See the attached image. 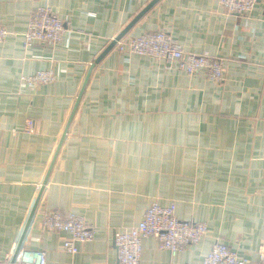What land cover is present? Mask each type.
Listing matches in <instances>:
<instances>
[{
    "label": "crops",
    "instance_id": "crops-1",
    "mask_svg": "<svg viewBox=\"0 0 264 264\" xmlns=\"http://www.w3.org/2000/svg\"><path fill=\"white\" fill-rule=\"evenodd\" d=\"M151 1L0 0L8 31L0 45V262L14 253L91 63ZM40 7L67 31L54 46L24 50L29 16ZM157 31L185 52L220 58L223 79L188 76L117 45L94 67L21 246L44 251L47 264H116L115 233L138 224L153 201L174 203L177 219L208 232L175 257L146 238L141 264H200L216 242L258 259L264 4L238 16L218 0H159L124 38ZM42 70L55 81L37 89L19 81ZM53 211L83 217L93 241L65 253L66 234L41 230Z\"/></svg>",
    "mask_w": 264,
    "mask_h": 264
},
{
    "label": "built area",
    "instance_id": "built-area-1",
    "mask_svg": "<svg viewBox=\"0 0 264 264\" xmlns=\"http://www.w3.org/2000/svg\"><path fill=\"white\" fill-rule=\"evenodd\" d=\"M264 0H218L226 15H248L256 4ZM67 28L60 17L48 7L33 11L23 34L22 47L30 49L34 45L54 46L61 42ZM8 36V31L0 24V45ZM121 52L146 57L167 63H176L177 69L185 75L202 72L208 81L218 83L223 79L222 60L207 54H194L183 51L165 32L157 31L137 37L124 38L117 43ZM19 81L28 89H37L55 81L51 70L37 71L30 75H21ZM34 123H26V133H32ZM41 230L47 233H64L62 250L70 255L78 253V243L92 242L94 228L83 217L73 213L59 211L46 212L42 216ZM208 232L205 223H189L176 218L175 204L161 205L153 201L145 210L141 221L114 235L116 264H141L142 243L152 237L160 248L169 252L171 257L184 251L188 246L197 245ZM7 257L0 264H10ZM13 264H47L46 253L42 250L21 249ZM190 264V263H184ZM200 264H264V243L258 250V259L252 261L239 257L225 244L216 242L211 246Z\"/></svg>",
    "mask_w": 264,
    "mask_h": 264
},
{
    "label": "water",
    "instance_id": "water-1",
    "mask_svg": "<svg viewBox=\"0 0 264 264\" xmlns=\"http://www.w3.org/2000/svg\"><path fill=\"white\" fill-rule=\"evenodd\" d=\"M159 0H152L120 33H119V35H117V37H115V39H113L112 41H111V43L102 51V53L97 57V59L93 62V63H91V65H90V67H89V69H88V71H87V73H86V76H85V78H84V80H83V83H82V86H81V88H80V91H79V93H78V95H77V97H76V100H75V103H74V106H73V108H72V110H71V113H70V115H69V118H68V120H67V123H66V125H65V128H64V130H63V132H62V135H61V137H60V139H59V142H58V144H57V147H56V150H55V152H54V154H53V157H52V160H51V162H50V165H49V167H48V170H47V172H46V175H45V177H44V180H43V182H42V184H41V187H40V190H39V192H38V195H37V197H36V199H35V201H34V204H33V207H32V209H31V211H30V214H29V216H28V218H27V221H26V223H25V226H24V228H23V231H22V234H21V237H20V239H19V242H18V244H17V246H16V248H15V250H14V253L12 254V257H11V260H10V264H13L14 263V261H15V259H16V257H17V255H18V253H19V251L21 250V246H22V242H23V240H24V238H25V235H26V233H27V231H28V228H29V226H30V223H31V221H32V219H33V216H34V213H35V211H36V208H37V205H38V203H39V201H40V198H41V196H42V193H43V190H44V187H45V185H46V183H47V181H48V178H49V175H50V173H51V170H52V168H53V166H54V163H55V161H56V158H57V156H58V153H59V151H60V149H61V147H62V145H63V142H64V140H65V137H66V135H67V132H68V129H69V127H70V124H71V122H72V119H73V117H74V114H75V112H76V110H77V107H78V105H79V103H80V100H81V98H82V95H83V93H84V90H85V88H86V85H87V83H88V80H89V78H90V74H91V72H92V70L94 69V67L96 66V65H98V63L117 45V43L119 42V41H121L126 35H127V33L134 27V25L141 19V18H143L144 17V15L158 2Z\"/></svg>",
    "mask_w": 264,
    "mask_h": 264
}]
</instances>
